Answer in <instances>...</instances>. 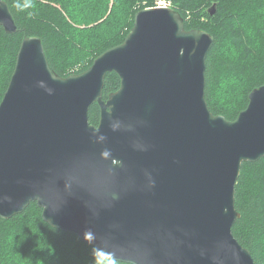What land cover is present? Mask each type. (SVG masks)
Here are the masks:
<instances>
[{"label":"water","instance_id":"water-1","mask_svg":"<svg viewBox=\"0 0 264 264\" xmlns=\"http://www.w3.org/2000/svg\"><path fill=\"white\" fill-rule=\"evenodd\" d=\"M0 25L18 30L6 0ZM213 43L173 7H147L121 44L64 77L42 39L25 37L0 103V217L36 202L48 224L119 262L256 264L233 226L242 165L264 157V84L235 120L213 114ZM109 72L121 85L104 99Z\"/></svg>","mask_w":264,"mask_h":264},{"label":"trees","instance_id":"trees-1","mask_svg":"<svg viewBox=\"0 0 264 264\" xmlns=\"http://www.w3.org/2000/svg\"><path fill=\"white\" fill-rule=\"evenodd\" d=\"M6 1L18 30L7 33L0 25V103L25 37L42 39L56 74L81 73L107 49L121 44L136 13L154 7L156 0ZM168 1L182 15L186 29L214 37L206 59V100L213 114L235 120L248 106L251 91L264 84V0ZM213 5L216 12L210 14ZM120 85L116 72L107 73L103 98ZM99 119L100 106L95 103L89 121L98 125ZM235 206L241 217L233 234L256 264H264V157L243 163ZM42 212L32 202L20 214L0 217V264H130L112 260L77 235L51 226Z\"/></svg>","mask_w":264,"mask_h":264},{"label":"rangeland","instance_id":"rangeland-1","mask_svg":"<svg viewBox=\"0 0 264 264\" xmlns=\"http://www.w3.org/2000/svg\"><path fill=\"white\" fill-rule=\"evenodd\" d=\"M112 6V5H111ZM155 7H172V2L168 1V0H156L155 1ZM75 66V65H74ZM79 66L77 67H73L72 69L69 68V70L71 69V71L77 69ZM74 74V73H73ZM219 92L223 93V90H220ZM94 264H100V263H94Z\"/></svg>","mask_w":264,"mask_h":264}]
</instances>
